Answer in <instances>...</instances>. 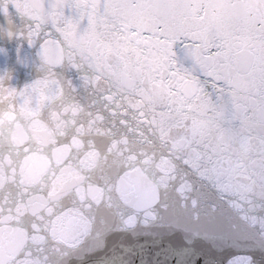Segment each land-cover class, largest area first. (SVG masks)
Listing matches in <instances>:
<instances>
[{
  "label": "snow or ice",
  "instance_id": "6c2138e0",
  "mask_svg": "<svg viewBox=\"0 0 264 264\" xmlns=\"http://www.w3.org/2000/svg\"><path fill=\"white\" fill-rule=\"evenodd\" d=\"M0 45V264H264V0H0Z\"/></svg>",
  "mask_w": 264,
  "mask_h": 264
},
{
  "label": "water",
  "instance_id": "95a60500",
  "mask_svg": "<svg viewBox=\"0 0 264 264\" xmlns=\"http://www.w3.org/2000/svg\"><path fill=\"white\" fill-rule=\"evenodd\" d=\"M0 46H2V45H0ZM9 47H10V45H9Z\"/></svg>",
  "mask_w": 264,
  "mask_h": 264
}]
</instances>
